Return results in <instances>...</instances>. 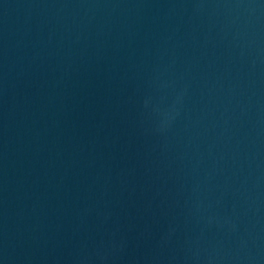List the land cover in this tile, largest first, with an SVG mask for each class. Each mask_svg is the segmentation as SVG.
<instances>
[{
  "label": "water",
  "instance_id": "1",
  "mask_svg": "<svg viewBox=\"0 0 264 264\" xmlns=\"http://www.w3.org/2000/svg\"><path fill=\"white\" fill-rule=\"evenodd\" d=\"M0 264H264V0H0Z\"/></svg>",
  "mask_w": 264,
  "mask_h": 264
}]
</instances>
